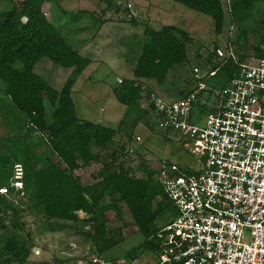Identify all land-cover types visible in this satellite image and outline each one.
<instances>
[{
	"label": "rangeland",
	"instance_id": "rangeland-1",
	"mask_svg": "<svg viewBox=\"0 0 264 264\" xmlns=\"http://www.w3.org/2000/svg\"><path fill=\"white\" fill-rule=\"evenodd\" d=\"M13 1L0 0V12L9 10ZM127 1L43 0L40 6L45 19L72 49L88 44L97 46L96 51L87 55L93 61L74 81L70 99L78 119L106 126L114 135L104 148L91 147L95 157L92 162L84 165L76 160L78 168L74 174H78L82 185L100 182L105 164H110L109 172H116V166L120 164L122 169L131 170V175L142 177L140 167L143 162L151 163L153 159L186 162L189 156L175 136L160 132L153 116L143 109L146 92L162 101H173L180 98L181 93L194 89L197 82L217 91L224 77L216 70L227 54L231 52L239 57L246 46L260 44L263 36L260 19L264 0H253L250 10L241 7V0H220L223 12L220 34L214 32L208 16L171 0H129L131 9L125 8ZM128 10L134 14L130 15ZM125 12H129V17ZM171 26L182 32L179 38L185 46L186 62L174 65L160 85L151 80L133 79L131 72L146 40L144 28L159 31ZM242 32L244 38H241ZM81 51L83 57L85 51ZM193 68L198 69L199 81L193 78ZM211 71L216 73L201 78ZM36 72L47 85L58 91L70 69H53L48 62L41 61L36 65ZM120 80H132L141 85L137 106L126 108L114 99L112 90ZM45 120H50L47 104ZM24 125V116L14 109L0 82V264H85V259L90 256L98 257L95 249L100 244V239L92 238L93 224L86 222L89 215L76 212V223L47 219L40 208L33 207L35 203L28 191L22 187L21 191L15 192L12 177L18 162L26 158L31 147L28 155H31L30 162L35 170L45 165L46 157L59 164L55 156L49 155L45 141L24 136L27 133H23ZM129 150H132L131 154ZM108 201L103 198L97 207H103ZM103 215L108 229L105 238L115 242L118 239L116 231L122 237L99 258L120 261L127 251L142 241V237L127 215L121 220L113 219L109 211ZM163 219L165 215L158 222ZM11 243L15 248L13 251L7 249ZM15 253L17 258L13 256ZM152 260L153 257L144 252L129 264H148Z\"/></svg>",
	"mask_w": 264,
	"mask_h": 264
},
{
	"label": "trees",
	"instance_id": "trees-1",
	"mask_svg": "<svg viewBox=\"0 0 264 264\" xmlns=\"http://www.w3.org/2000/svg\"><path fill=\"white\" fill-rule=\"evenodd\" d=\"M14 1L9 10L0 12V82L14 109L24 116L27 125L24 136H35L45 141L49 155L59 161V164L53 163L51 157H46L45 165L35 170L28 157V150L26 158L18 162L19 181L34 201L33 207L40 208L47 219L76 223V212L88 214L86 222L93 224L92 238L100 239L101 245L97 244L95 249L98 256L122 237L116 231L118 239L115 242L105 238L108 229L104 212H111L115 220H121L123 215H127L142 237L137 246L123 255V259L132 262L152 248L148 239L156 226L166 224L171 219V207L153 178V164L143 162L140 167L142 177L131 175V170L122 169L120 164L116 166V172H109L111 166L105 164L100 182L81 184L74 174L78 168L76 160L79 159L84 165L92 162L95 157L91 147L104 148L114 135L112 129L78 119L75 115L70 89L89 60L72 49L45 19L40 11L43 0ZM171 1L208 16L212 20L214 32L220 34L223 23L220 0ZM253 2L241 0L240 4L243 9L250 10ZM260 20L263 34L261 43L246 46L245 50L254 57L263 54L259 49L264 45L263 15ZM143 33L146 40L131 74L138 81L151 80L160 85L174 65L186 62L185 46L179 38L182 32L171 26L159 31L146 27ZM244 36L242 32L241 38ZM242 42L245 46L244 39ZM243 58L244 55L237 57L238 62ZM42 59L53 69H70L58 91L33 73V66ZM235 68L236 64L227 58L216 71L227 77ZM141 91V85L136 82L120 80L112 94L117 103L132 108L137 106ZM148 94L146 92V96ZM185 94L181 93L180 98ZM45 104L49 107V122L45 120ZM142 113L146 114L144 111ZM103 198L109 200L108 204L98 208L97 203ZM163 215L165 219L158 222ZM7 249L15 250L12 243ZM16 253L14 258H17Z\"/></svg>",
	"mask_w": 264,
	"mask_h": 264
},
{
	"label": "built area",
	"instance_id": "built-area-1",
	"mask_svg": "<svg viewBox=\"0 0 264 264\" xmlns=\"http://www.w3.org/2000/svg\"><path fill=\"white\" fill-rule=\"evenodd\" d=\"M259 49L261 56L246 51L240 62L228 53L225 60L236 68L217 91L197 82L173 101L153 93L144 99L142 107L157 129L172 133L189 156L180 163L152 160L171 219L148 239L153 257L148 264H264V45ZM197 73L193 68L199 81ZM19 177L17 166L15 192L22 190ZM84 263L129 264L99 256Z\"/></svg>",
	"mask_w": 264,
	"mask_h": 264
},
{
	"label": "crops",
	"instance_id": "crops-1",
	"mask_svg": "<svg viewBox=\"0 0 264 264\" xmlns=\"http://www.w3.org/2000/svg\"><path fill=\"white\" fill-rule=\"evenodd\" d=\"M127 2L130 3L129 0H128ZM130 9H131V7H130ZM125 11H127V10L125 9ZM128 11L130 12V10H128ZM129 12H128V13L125 12V14L127 15V17H129ZM131 14H134V13H131V12H130V15H131ZM134 25H135V24H134ZM80 47H81V46H80ZM81 50L85 51V55H84L83 57H85L86 59L89 60V64H88V65H90V64L92 63L93 60L89 59V57H88L87 55H89V53H90L91 51H96V50H97V46L95 45L94 47H92L91 44H90V45L88 44V45H84V46H82L81 48H79V49L76 50V51L79 53L80 56H82V55H81V52H82ZM41 61H44V60L42 59ZM41 61H39L38 63H36L35 66H33L32 71H33V73H35L36 75H38V76L42 79L41 75H39V73L36 72V65L40 64ZM80 74H82V72H81ZM42 80H43V79H42ZM7 99H8V98H7ZM25 128H26V123H25V125H24V129H25ZM23 133H24V132H23ZM31 137L36 138L35 136H31ZM36 139H37V138H36ZM31 148H33V147H31ZM31 148H30L29 150H31ZM40 148H43V147L41 146ZM28 154H29V153H28ZM30 156H31V155H28L29 158H30ZM76 176L79 177L78 174H77Z\"/></svg>",
	"mask_w": 264,
	"mask_h": 264
},
{
	"label": "water",
	"instance_id": "water-1",
	"mask_svg": "<svg viewBox=\"0 0 264 264\" xmlns=\"http://www.w3.org/2000/svg\"><path fill=\"white\" fill-rule=\"evenodd\" d=\"M24 21V20H23Z\"/></svg>",
	"mask_w": 264,
	"mask_h": 264
}]
</instances>
